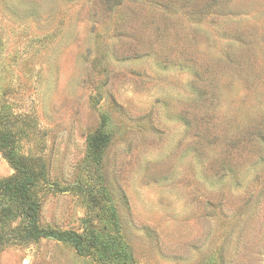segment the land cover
<instances>
[{
	"label": "rangeland",
	"instance_id": "1",
	"mask_svg": "<svg viewBox=\"0 0 264 264\" xmlns=\"http://www.w3.org/2000/svg\"><path fill=\"white\" fill-rule=\"evenodd\" d=\"M0 115L46 231L0 264H264V0H0Z\"/></svg>",
	"mask_w": 264,
	"mask_h": 264
},
{
	"label": "trees",
	"instance_id": "2",
	"mask_svg": "<svg viewBox=\"0 0 264 264\" xmlns=\"http://www.w3.org/2000/svg\"><path fill=\"white\" fill-rule=\"evenodd\" d=\"M1 118L0 115V152L15 173L9 178L0 177V226L8 233L15 229L19 231L21 243L36 241L46 234L39 225L41 204L36 193V187L45 180V174L41 168L38 170L35 160L17 155L15 134L2 126ZM109 214L115 217L113 209ZM18 218L22 219L23 225L20 229L12 228L10 221ZM9 235L4 234L0 240L8 243L5 237ZM60 237L71 241L78 254L95 257L100 264H137L123 240L109 232H62Z\"/></svg>",
	"mask_w": 264,
	"mask_h": 264
}]
</instances>
